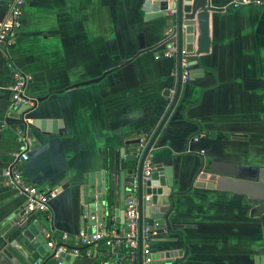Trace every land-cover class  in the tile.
<instances>
[{
	"label": "crops",
	"instance_id": "obj_1",
	"mask_svg": "<svg viewBox=\"0 0 264 264\" xmlns=\"http://www.w3.org/2000/svg\"><path fill=\"white\" fill-rule=\"evenodd\" d=\"M12 1L0 0V19ZM146 1L30 0L14 45H0V244L21 216L47 225L56 242L68 235L69 246L83 230L124 231L116 205L121 159L132 178L126 152L140 155L141 139L149 143L177 90V59L164 56L171 27L164 19L147 20ZM208 5L221 10L210 18L209 51L188 54L189 80L151 151L156 168L172 169L181 195L171 230L151 231L144 224L150 229L149 253L181 251L173 258L179 264H264V202L193 186L202 170L251 178L264 168V0ZM199 40L200 30L195 51ZM16 73L31 77L25 95L35 103L23 114L12 105ZM23 118L33 136L29 160L18 167L33 185L58 192L45 213L23 215L26 198L5 175L24 147L17 136ZM35 121H45L44 130ZM107 149L114 150L111 172L102 160ZM104 179L107 211L94 226L83 214L84 197ZM122 250L82 246L81 256L69 260L51 250L46 264L59 258L64 264H121Z\"/></svg>",
	"mask_w": 264,
	"mask_h": 264
},
{
	"label": "water",
	"instance_id": "obj_2",
	"mask_svg": "<svg viewBox=\"0 0 264 264\" xmlns=\"http://www.w3.org/2000/svg\"><path fill=\"white\" fill-rule=\"evenodd\" d=\"M143 10L147 14V20L164 19L165 23L171 27L172 35L178 41L179 54L177 90L169 110L141 156L135 152H133V155L129 151L126 152V155L130 156L129 161L132 164L136 163V167L131 168L134 175L132 178L126 177V159H121L120 199L116 201V205L120 210L119 216L121 220L125 222L126 192L128 189H133L138 194L140 212L139 264H143L142 233L144 224L148 223L151 226V231L155 229L171 230L170 219L175 210V198L181 195L174 186L171 168H157L152 175L151 181L144 184L142 180L143 166L180 99L183 86V50L188 54H193L194 52H196V55L207 53L209 51L210 18L213 14L221 12L220 9H215L208 5V0H147ZM197 29L198 31L200 30V40L199 47L195 51L194 42L198 34ZM142 37L141 35L140 47L144 50L146 46ZM32 110L33 108L27 105L21 109V113ZM34 124L43 130L46 125L45 121H35ZM30 136H33L32 133H30ZM193 186L238 193L247 196L252 201L264 202V168L259 169L251 178L218 175L202 170ZM85 194L83 214L89 217L93 225L96 226L105 220V213L107 211L109 190L106 180L104 179L98 188L93 184L87 189ZM145 195L151 196V201L145 202ZM21 217L11 224V227H15V230L10 238L6 240L1 239L0 264H46L49 261L46 255L51 251L48 248V242L51 238L48 237L49 231L47 225L32 222L28 218L23 220ZM177 255L181 256V251L168 249L157 255H152V264H179L180 261L173 259ZM63 259L59 258L55 261L59 264L63 262ZM69 259V257H66V260Z\"/></svg>",
	"mask_w": 264,
	"mask_h": 264
},
{
	"label": "built area",
	"instance_id": "obj_3",
	"mask_svg": "<svg viewBox=\"0 0 264 264\" xmlns=\"http://www.w3.org/2000/svg\"><path fill=\"white\" fill-rule=\"evenodd\" d=\"M30 0H13L9 5L7 13L2 19H0V45H3L7 49L12 47L15 43V37L22 27V19L25 12V7ZM248 1L247 3H250ZM258 5H261V1H256ZM169 46L164 52L165 57H173L177 59L179 54L178 41L173 35L168 37ZM190 58L188 53L183 50L182 58V80L188 81L190 77ZM178 75V73H177ZM176 75V76H177ZM15 81L10 87L12 94V105L16 112L21 113V109L24 106H33L35 101L25 95L26 86L30 82L31 77L27 74L16 73ZM23 114V113H21ZM30 126L28 119L23 118V124L17 129V136L19 143L24 147L14 154L13 167L8 168L5 171L6 177L9 179L10 187L15 190L19 195L26 198L24 213L25 215H33L37 213H45L49 209V203L51 200L57 197V191H45L36 185L30 183L23 175L22 170L18 165L25 163L29 160V145L30 136L27 132ZM142 148L140 150L141 156L144 153L148 145V141L144 138L141 139ZM151 152L147 156V159L143 166L142 180L144 184L151 181L153 173L157 170L153 161L151 160ZM17 166V167H16ZM150 196L145 197V201H150ZM125 229L122 233L116 231H108L106 229H100L96 233H88L81 231L79 234V241L74 246L67 245L69 240L68 235L62 236V242H56L50 240L48 242V248L52 250L58 257H70L77 258L81 256L82 246H97L99 243L104 242L109 249L114 252L116 249L127 251V255H123L124 262L121 264H136L140 257V212H139V200L136 191L131 189L126 195L125 199ZM150 247V229L148 227L143 228L142 233V254L144 256L143 264H152L151 254L149 253ZM64 264V261L59 263Z\"/></svg>",
	"mask_w": 264,
	"mask_h": 264
},
{
	"label": "trees",
	"instance_id": "obj_4",
	"mask_svg": "<svg viewBox=\"0 0 264 264\" xmlns=\"http://www.w3.org/2000/svg\"><path fill=\"white\" fill-rule=\"evenodd\" d=\"M102 160H103V165H104L105 171L106 172H111V169L114 166V162H115L114 150L113 149L112 150L111 149H107L106 151H104V155H103V159ZM135 167H136V163H133L132 164V168H135ZM109 228H111V226H108V229ZM102 244L105 245L104 242H102ZM121 254L126 256L127 255V251L125 249H123Z\"/></svg>",
	"mask_w": 264,
	"mask_h": 264
}]
</instances>
